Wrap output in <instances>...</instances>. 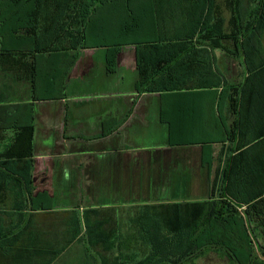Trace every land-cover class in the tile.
I'll return each instance as SVG.
<instances>
[{
    "label": "crops",
    "instance_id": "0c3cea01",
    "mask_svg": "<svg viewBox=\"0 0 264 264\" xmlns=\"http://www.w3.org/2000/svg\"><path fill=\"white\" fill-rule=\"evenodd\" d=\"M217 3L227 23L230 11L223 0ZM169 4L167 0L130 1L116 7H156L161 9L158 17L162 21L173 16ZM176 5L184 9L176 20L184 22L189 17L185 10L193 4ZM15 6L51 9L67 5L51 1L39 5L18 2ZM113 28L104 37L91 39V46L117 40L118 31ZM158 35L146 39L163 40L171 34L162 32V37L156 38ZM18 36L22 43L18 39L17 52H4L0 61V106L8 108L0 115V152L12 142L19 127L31 122L33 196L47 192L51 206L43 210L0 208V264H104L106 259L115 264L114 257L120 264L122 253L126 250L130 255L136 248L131 244L135 228L130 225L134 209L169 199L96 205L93 196L147 195L149 186L166 184L167 195L194 201L183 196H189L190 186L193 190L207 188L222 146L224 151L234 147L226 138L239 122L242 142H257V155L264 153V72L249 79L241 54L234 57L231 50L206 48L184 63L191 65L192 72L186 89L138 93L134 45L119 47L115 58L113 49L72 50L70 43L63 49L37 53L39 45L34 42L40 39L39 32ZM141 53L149 60L166 52L143 49ZM177 56H185V51ZM206 64L221 74L219 87L197 84L211 80L202 73ZM154 137L160 140L157 156H134L129 145L136 138ZM207 145L211 157L201 154V146ZM40 149L46 152L38 153ZM53 186L60 187L53 190ZM106 249L109 252L105 253Z\"/></svg>",
    "mask_w": 264,
    "mask_h": 264
},
{
    "label": "trees",
    "instance_id": "16d2710c",
    "mask_svg": "<svg viewBox=\"0 0 264 264\" xmlns=\"http://www.w3.org/2000/svg\"><path fill=\"white\" fill-rule=\"evenodd\" d=\"M51 1L64 2L67 6L51 9L15 6L18 2L39 5ZM130 1L160 0H0V61L4 52H17L14 49L18 39L22 43L20 33L29 36L34 31L39 32L40 38L34 42L39 45L35 47L37 53L63 49L65 43H70L72 50L113 49L112 57L115 58L119 47L134 45L138 76L135 89L138 93L186 89L191 83L192 72L191 65L184 63L191 62L196 56L193 54L206 52V48L231 50L234 57L243 55L249 79L258 71L264 72V0H223L230 11L227 23L217 0H167L171 5L168 12L173 18L162 21L158 17L161 9L156 7H116ZM177 2L193 4L185 10L189 17L184 22L176 20V15L184 11ZM112 28L118 31L117 40L110 44L98 41L97 45L91 46V39L96 35L104 37ZM162 32L171 35L163 40L146 39L155 34L160 38ZM34 36L37 38V34ZM143 49L166 53L153 55L148 60L141 55ZM184 51L185 56H177ZM38 58L33 57L34 72H37L35 60ZM76 58V55L72 57L73 62ZM207 66L204 65L202 73L211 77L210 82L204 79L197 84L201 88L219 87L221 74H214ZM7 110L0 106V115ZM235 125L226 138L234 147L224 151L222 146L216 156L217 166L207 185L206 199H174L138 205L130 218V225L135 228L132 233L135 242L132 240L131 244L136 248L130 255L125 250L120 264H195V260L209 252H216L229 264H264V153L257 155V142H242L241 122ZM17 131L12 142L0 152V208L48 209L51 204L47 192L33 196L31 122ZM205 147L201 146V154L211 157L210 145ZM114 258L116 264L118 258ZM105 263L109 264V259Z\"/></svg>",
    "mask_w": 264,
    "mask_h": 264
},
{
    "label": "rangeland",
    "instance_id": "374dc122",
    "mask_svg": "<svg viewBox=\"0 0 264 264\" xmlns=\"http://www.w3.org/2000/svg\"><path fill=\"white\" fill-rule=\"evenodd\" d=\"M214 74H216L214 72ZM218 74V72H217ZM220 74V73H219ZM222 82V80H221ZM95 97V96H92ZM160 140L154 138H136L134 142H132L129 146L135 151L134 156L137 158L139 157H150V159L157 156L159 153H157L155 150L157 149V144ZM160 143V142H159ZM46 152L45 149H40L38 153H44ZM60 186H53V190H58ZM168 185H153L149 186V191L147 195H144L143 193H138L137 195L134 193V196H125L124 193L121 194V196H93V199L96 200V202H93L96 205H121V204H127L132 205L139 203V200L142 198H150V201L152 199H155L157 197L160 200L163 199H169L168 201H173L174 199L183 200L181 198L182 196H169L167 195L168 192ZM158 189V191H157ZM161 190V191H160ZM170 192V191H169ZM189 196H183L185 198H195V200H205L206 199V186H198L196 189L190 186L188 191ZM102 195V194H101ZM58 196V195H55ZM186 201V200H185ZM195 264H229L228 261L225 258L220 257L216 252H209L207 255L198 258L195 260Z\"/></svg>",
    "mask_w": 264,
    "mask_h": 264
}]
</instances>
